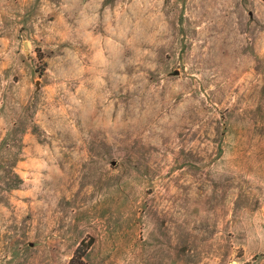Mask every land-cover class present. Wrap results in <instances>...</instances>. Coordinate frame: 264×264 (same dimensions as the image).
<instances>
[{
    "label": "rangeland",
    "instance_id": "1",
    "mask_svg": "<svg viewBox=\"0 0 264 264\" xmlns=\"http://www.w3.org/2000/svg\"><path fill=\"white\" fill-rule=\"evenodd\" d=\"M264 264V0H0V264Z\"/></svg>",
    "mask_w": 264,
    "mask_h": 264
},
{
    "label": "trees",
    "instance_id": "2",
    "mask_svg": "<svg viewBox=\"0 0 264 264\" xmlns=\"http://www.w3.org/2000/svg\"><path fill=\"white\" fill-rule=\"evenodd\" d=\"M93 243V237L87 236L86 238H82L75 250L73 251L72 256L69 258L67 264H89L86 260V253L89 247Z\"/></svg>",
    "mask_w": 264,
    "mask_h": 264
}]
</instances>
